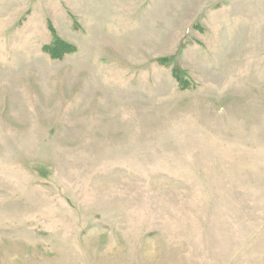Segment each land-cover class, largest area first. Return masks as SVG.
<instances>
[{"label":"rangeland","instance_id":"rangeland-1","mask_svg":"<svg viewBox=\"0 0 264 264\" xmlns=\"http://www.w3.org/2000/svg\"><path fill=\"white\" fill-rule=\"evenodd\" d=\"M0 264H264V0H0Z\"/></svg>","mask_w":264,"mask_h":264}]
</instances>
